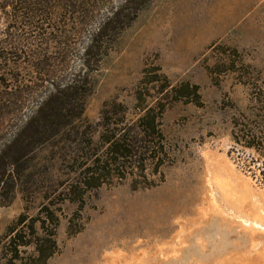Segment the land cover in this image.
<instances>
[{"label": "rangeland", "instance_id": "rangeland-1", "mask_svg": "<svg viewBox=\"0 0 264 264\" xmlns=\"http://www.w3.org/2000/svg\"><path fill=\"white\" fill-rule=\"evenodd\" d=\"M34 1L30 27L0 0V172L25 152L0 188V264H264V0H138L89 66L125 0ZM87 71L81 116L30 141L27 118ZM145 114L156 149L85 186L108 131Z\"/></svg>", "mask_w": 264, "mask_h": 264}, {"label": "trees", "instance_id": "trees-1", "mask_svg": "<svg viewBox=\"0 0 264 264\" xmlns=\"http://www.w3.org/2000/svg\"><path fill=\"white\" fill-rule=\"evenodd\" d=\"M14 1L18 4L13 9V15H15L16 20L21 19L19 21L20 25L23 24L32 27L35 19L45 15V12L36 8V2L34 0H32V4L28 3L32 1ZM137 1L138 0H125L120 7L116 8L115 11L111 12L102 23H100L97 30L92 33L89 44L84 49V64L89 66L98 61L97 57L100 55L102 44L107 41L111 33H115L117 29L124 27L125 18L131 11L130 5L132 3L136 4ZM68 6L71 9L74 8L73 4H68ZM71 9L69 10L70 12H72ZM126 11L128 13H126ZM13 28H15V26H13ZM87 76L88 71L84 74L78 73L73 75L68 82L55 86L54 90L48 94L34 113L24 122L22 130L28 129V132H33L31 130L34 129L35 131L32 135L30 133V141H32V139L34 141L38 135H43L44 137L47 134H54V132H57V128H65L68 124L70 125L72 123L77 115L78 117L81 116L82 104L81 102L79 103V101L82 98L81 94L85 91L84 86L86 85ZM78 108L81 109L80 112H78ZM73 113H76V115L73 116ZM68 120L69 122L71 120V122L66 123ZM112 129L113 128L108 131L110 132V136L104 139V143L107 144L106 156L104 158H97L93 167L89 169L86 168V170L83 171V184L87 187L100 186L105 175L111 173L112 167L118 170L120 165L126 163L129 158H133V161H139L141 159V156H139L140 153H151L158 146L154 141V134L158 133L155 119L148 114L138 117L137 121H135V125L129 129ZM20 140L17 134L10 142V145L15 146L20 143ZM28 145H24L22 142L19 152L25 151ZM18 153H16V155ZM22 155L24 156L25 152L22 153ZM22 155L16 157V160L13 162L8 161L7 163L1 164L2 172H0V176H2V179H0V188L4 186L3 176L8 170H17L18 162L23 159ZM124 166L125 165H122V167ZM43 249H45L44 245L38 248L40 255H45V258L52 254H45Z\"/></svg>", "mask_w": 264, "mask_h": 264}, {"label": "bare ground", "instance_id": "bare-ground-1", "mask_svg": "<svg viewBox=\"0 0 264 264\" xmlns=\"http://www.w3.org/2000/svg\"><path fill=\"white\" fill-rule=\"evenodd\" d=\"M200 216H203V215H200ZM187 225L189 224V226H193L192 224H190V222L189 223H186ZM185 228V226L184 225H181L180 226V228H179V230H177L176 232V234H180L181 232H183V229ZM188 229H189V227H188ZM185 231V230H184ZM186 233V232H185ZM185 233H183V234H185ZM182 234V233H181Z\"/></svg>", "mask_w": 264, "mask_h": 264}]
</instances>
